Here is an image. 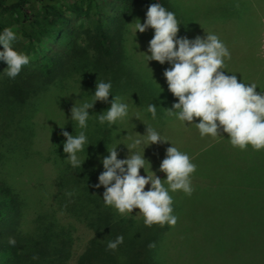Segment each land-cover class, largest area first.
Instances as JSON below:
<instances>
[{
	"label": "rangeland",
	"instance_id": "1",
	"mask_svg": "<svg viewBox=\"0 0 264 264\" xmlns=\"http://www.w3.org/2000/svg\"><path fill=\"white\" fill-rule=\"evenodd\" d=\"M169 2L170 11L175 13L180 23L178 37L186 36L192 40L196 36L206 38L207 33H212L226 46L233 43L236 35L238 24L231 20L235 18V11L242 19H246L247 8L254 4L258 10H264V0ZM237 4L239 7H236ZM137 8L134 18L127 25L124 44L126 58L118 65L116 72L108 77L104 72L108 70L105 63L103 71L97 73L98 76L90 73L89 69L95 72L90 63L86 66L88 70H75L66 81L51 87L26 105L24 117L18 114L19 124L30 118L29 122L35 125L34 129L22 131L9 127L6 132H0V168L7 180L22 190L27 198L28 226L32 225L30 220L34 219L37 209L41 206L42 209H48L54 202L53 195L57 188L54 180L61 168L70 163L67 160L68 154L63 151L66 142L63 131L74 136L81 131L85 132L88 143L77 155L81 161L86 159L84 162L87 165L93 164V167L103 172L102 160L109 155L108 150L115 146L118 159L143 155L144 151L146 161L144 169H140V175H151L153 171L161 180L167 177L166 173L160 171V164L166 158L167 148L173 145L186 153L197 166L191 177L194 191L188 196L183 191L169 190L173 198V214L178 217L174 227H147L139 209H133L127 215L137 220L132 230L133 242L142 243L147 240L149 243H161L159 264H264V165L256 168L244 160L242 156L253 150L252 147L249 145L246 151L234 148L228 134L222 129L221 136L202 138L195 124L182 122L175 115L167 114L166 109H171L178 102V98L168 90L163 75L171 65L168 62L161 65L155 60L148 61L147 55H151L148 52L149 42L154 36V29L148 28L144 33L137 31V19L141 23L145 22L148 6L140 4ZM225 21L228 25L224 24ZM261 35V44L259 41L256 46L257 52L262 49L264 55V26ZM15 46L19 47V43ZM91 55L88 62L97 63L96 57ZM233 55L237 56L236 49ZM239 57L243 63L236 74L238 82L250 84L253 73L245 69L252 62L251 57L246 51L244 56ZM85 71L87 76L94 78L90 85L84 82ZM253 72L264 76V71L255 69ZM101 81L112 84L108 104H111L114 97H120L121 102L129 106L128 116L115 124L107 121L101 124L99 115H96L99 110L95 111L93 107L88 110L90 116L87 128L81 129L78 122L71 119V108L75 102L77 106L85 102L92 103L96 82ZM152 103L157 106L155 119L147 111ZM193 123H199V119H194ZM146 125L169 142L146 147V137L141 136L146 134ZM137 139L142 143L135 144ZM99 147L94 157L88 159L89 152ZM150 187V184L146 185L145 191ZM36 188L42 192H36ZM102 189L105 191L103 186ZM111 209L121 217L113 206ZM58 216L62 223L75 230V261L94 236V230L65 213L60 212Z\"/></svg>",
	"mask_w": 264,
	"mask_h": 264
},
{
	"label": "trees",
	"instance_id": "2",
	"mask_svg": "<svg viewBox=\"0 0 264 264\" xmlns=\"http://www.w3.org/2000/svg\"><path fill=\"white\" fill-rule=\"evenodd\" d=\"M153 3L171 10L169 0H0V34L11 28L17 36L11 47L14 51L19 48V53L29 57V63L14 79L6 75L8 65L0 59V132H6L9 127L22 131L34 129L30 118L19 124L18 114L24 117L26 105L66 81L75 70H88L86 66L90 63L95 68V72L89 69L90 73L98 76L105 63L108 77L116 72L126 58L127 25L134 18L137 6L149 7ZM247 10L246 19L237 11L234 13L238 40L244 29L255 33L260 23L258 9L252 6ZM90 54L97 63L88 62ZM83 75L87 85L93 83L94 78L87 76L86 71ZM110 106L108 102L97 101L94 108L103 114ZM101 147L89 152L88 159ZM242 157L256 168L264 165V150H249ZM101 173L93 164L83 162L81 167H73L66 163L54 180L57 187L54 202L48 209L42 206L37 209L30 220L32 225L28 226L27 198L0 168V264H159L161 243H155L151 249L148 245L153 241L134 243L132 230L137 220L120 217L112 211V206L105 205L102 186L95 187ZM36 192L42 191L36 188ZM60 212L94 230V236L75 261V230L61 222ZM120 235L124 237L123 244L109 250L108 242ZM10 237L16 240L15 246L9 245ZM33 256L38 259L34 260Z\"/></svg>",
	"mask_w": 264,
	"mask_h": 264
},
{
	"label": "clouds",
	"instance_id": "3",
	"mask_svg": "<svg viewBox=\"0 0 264 264\" xmlns=\"http://www.w3.org/2000/svg\"><path fill=\"white\" fill-rule=\"evenodd\" d=\"M137 21L136 29L140 33L148 28L154 29V36L149 42L148 52L151 55H147L148 61L155 60L161 65L168 62L171 65L163 75L168 90L178 98V102L171 109H166L167 114L175 115L182 122L195 124L202 138L221 136L222 129L228 134L234 148L246 151L250 145L255 151L264 150V92L257 93L255 83L238 82L235 74H225V58L231 59V53L219 37L212 33H207L206 38L196 36L192 40L186 36L178 37L180 23L175 13L159 3L149 5L144 23L138 19ZM16 39V33L11 28H5L0 34V45L3 46L0 59L6 61V75L12 79L29 63L27 55L18 53L11 47ZM111 88V82H96L95 99L92 103L85 102L77 106L75 102L71 108V119L77 121L81 129L87 128L90 116L88 110L97 101L108 102ZM156 109L157 106L153 103L147 109L153 119L156 118ZM128 112V104L122 103L120 97H114L110 109L99 114L98 119L101 124L105 121L115 124L127 117ZM194 119H199V123H193ZM62 135L66 138L63 151L68 154L67 160L73 167H81L86 159L81 161L77 154L88 143L85 132L81 131L74 136L63 131ZM141 136L146 137V147L169 142L149 126L146 134ZM134 143L139 145L142 141L137 139ZM116 149L117 146L108 150L109 155L103 158L104 171L98 177L99 183L95 185L97 188H105V205L113 206L121 216H127L138 208L147 227H174L178 217L173 214V198L169 190L183 191L191 196L194 191L191 177L197 166L186 153L172 145L167 148L166 158L160 164V171L166 173L167 177L166 180H161L153 171L151 175H140V169H144L146 161L144 151L143 155L135 154L126 159H118ZM149 184L151 187L145 191ZM123 242L124 237L117 236L114 241L108 242L107 248L114 251ZM8 243L15 246L16 240L10 237ZM148 247L154 248L155 243H150ZM33 259H38V256H33Z\"/></svg>",
	"mask_w": 264,
	"mask_h": 264
},
{
	"label": "crops",
	"instance_id": "4",
	"mask_svg": "<svg viewBox=\"0 0 264 264\" xmlns=\"http://www.w3.org/2000/svg\"><path fill=\"white\" fill-rule=\"evenodd\" d=\"M257 8V5L254 4ZM258 15V19L260 20L259 25L257 24V30L255 33L248 32L245 29L243 30V35L236 38V35L234 36L232 40V44H228L227 48L229 49L231 53V59L225 58V68L223 69L226 73L232 75L233 73H237L239 69L242 67L243 59L239 56H244V52L246 51V54H248L252 60L248 65V67L245 69L247 72L253 73L252 75V82L257 85V93H260L261 91L264 92V76L257 75L253 72V70L257 69L259 71H264V55L262 53V49L260 52H257V46L256 43L260 41L261 44V31L262 27L264 26V10L260 11L258 10L256 12ZM234 22L236 23V18H233ZM228 25V24H227ZM246 27V26H245ZM236 30V29H235ZM235 40H238L237 42ZM240 41V42H239ZM236 47V48H234ZM237 50V56L234 57L233 53L234 50ZM248 62L249 60L246 59ZM250 83V84H251Z\"/></svg>",
	"mask_w": 264,
	"mask_h": 264
},
{
	"label": "built area",
	"instance_id": "5",
	"mask_svg": "<svg viewBox=\"0 0 264 264\" xmlns=\"http://www.w3.org/2000/svg\"><path fill=\"white\" fill-rule=\"evenodd\" d=\"M263 47H264V44H263Z\"/></svg>",
	"mask_w": 264,
	"mask_h": 264
}]
</instances>
